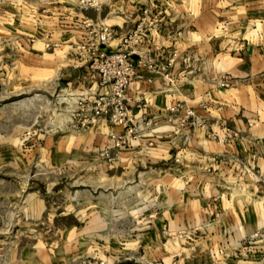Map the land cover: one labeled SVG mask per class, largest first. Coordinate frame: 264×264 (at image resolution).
<instances>
[{
  "label": "rangeland",
  "instance_id": "rangeland-1",
  "mask_svg": "<svg viewBox=\"0 0 264 264\" xmlns=\"http://www.w3.org/2000/svg\"><path fill=\"white\" fill-rule=\"evenodd\" d=\"M88 1L78 6L103 7ZM47 6L0 0V264H264V227L237 238L221 229L224 194L207 199L206 222L170 226L164 202L182 199L175 177L184 169L177 158L149 161V140L136 150L150 130L116 149L120 129L73 118L61 74L29 58L58 26ZM79 43L66 49L76 61Z\"/></svg>",
  "mask_w": 264,
  "mask_h": 264
},
{
  "label": "crops",
  "instance_id": "crops-1",
  "mask_svg": "<svg viewBox=\"0 0 264 264\" xmlns=\"http://www.w3.org/2000/svg\"><path fill=\"white\" fill-rule=\"evenodd\" d=\"M46 2L51 12L47 18L58 26L49 29V39L35 40L27 54L45 74H61L73 95L108 92L94 70L74 65L76 59L67 56V47L86 36V23H104L124 36L135 28L145 7L157 14L158 23L136 45L139 53L156 59L155 71L137 66L127 92L133 99L142 97L146 105L135 109V118L155 121L136 150L148 148L149 140L155 144L149 161L166 166L177 158L175 168L184 169L175 177L182 199L164 202L170 226L206 222L207 199L224 194L222 230H236L237 238L263 228L264 0H103L99 10L82 9L78 0ZM47 44L61 47L50 53ZM116 45L117 40L107 50ZM172 53L175 61L165 67ZM218 74L239 81L215 90L208 78ZM175 100L194 113L182 126L179 120H164V107Z\"/></svg>",
  "mask_w": 264,
  "mask_h": 264
},
{
  "label": "built area",
  "instance_id": "built-area-1",
  "mask_svg": "<svg viewBox=\"0 0 264 264\" xmlns=\"http://www.w3.org/2000/svg\"><path fill=\"white\" fill-rule=\"evenodd\" d=\"M80 3L88 5L89 1L80 0ZM157 18L156 13H151L145 7L140 12L135 28L124 36L116 35L114 29L104 23H86L88 31L77 47L78 66L87 65L89 69L94 70L99 77L100 85L106 86L108 92L107 94L83 92L78 95L68 93L71 96L69 100L73 103L72 116L79 119L81 126L85 128L104 120L110 126L120 129L113 130L112 133L116 149L135 143L140 132L151 130L155 124L152 118L139 120L135 118V109L144 108L146 105L142 102L144 101L142 97L133 99L128 95L127 89L137 77V66L155 71L156 59L146 53H139L136 45L145 31L158 23ZM115 40H117L115 48L107 50ZM175 58V54L172 53L164 66H171ZM195 78L196 76L192 77L191 81H195ZM208 81L216 90L233 87L239 80L228 74H218L209 77ZM163 113L166 122L179 120L180 126L194 117L193 110L180 100L165 106ZM227 134H230L229 130ZM235 135L236 133L232 134L233 137ZM148 144L152 145V142L149 141Z\"/></svg>",
  "mask_w": 264,
  "mask_h": 264
}]
</instances>
